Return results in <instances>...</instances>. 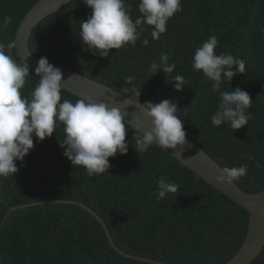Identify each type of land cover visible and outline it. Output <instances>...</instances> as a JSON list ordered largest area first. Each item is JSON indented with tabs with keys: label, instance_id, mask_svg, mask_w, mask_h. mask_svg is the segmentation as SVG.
<instances>
[{
	"label": "trees",
	"instance_id": "trees-1",
	"mask_svg": "<svg viewBox=\"0 0 264 264\" xmlns=\"http://www.w3.org/2000/svg\"><path fill=\"white\" fill-rule=\"evenodd\" d=\"M40 0H0V42L15 43L5 51L18 63L16 36L29 11ZM140 0H125L133 21L140 16ZM91 9L73 0L43 20L34 30L31 50L49 63L75 71L140 103L171 99L178 105L186 136L222 168L247 165V174L236 183L248 193L264 191V0H181V11L168 21L158 40L151 26L136 41L111 50L108 58L82 50L81 21ZM212 35L217 54L246 59L245 74L236 75L222 91L240 88L249 93L252 119L235 132L228 124L213 126L219 93L202 72L194 71L195 50ZM149 40L144 46L142 41ZM161 53L175 63L174 71H150ZM153 75V76H152ZM181 75L183 91L170 83ZM128 77L133 79L129 82ZM39 78L30 71L22 95L30 93ZM62 101L79 97L62 90ZM128 152L109 158L111 167L89 177L81 166L73 167L63 155V128L17 161L19 171L0 177V264H225L241 249L250 214L224 193L204 181L169 152L157 146L135 150L137 130L126 123ZM164 177L178 185L176 194L157 200V183ZM80 202L92 213L69 202ZM20 208V209H19ZM15 209V210H13ZM105 223V224H104ZM116 245L136 256L129 259ZM252 264H264V250Z\"/></svg>",
	"mask_w": 264,
	"mask_h": 264
},
{
	"label": "clouds",
	"instance_id": "clouds-1",
	"mask_svg": "<svg viewBox=\"0 0 264 264\" xmlns=\"http://www.w3.org/2000/svg\"><path fill=\"white\" fill-rule=\"evenodd\" d=\"M82 2L91 9L87 20L81 21L79 38L82 50L101 58H108L113 49L119 50L128 45L135 47L145 30L144 25L151 26V36L158 40L166 32L168 21L181 11V0H140V16L133 21L131 6L126 5L125 0ZM10 23L11 17H5L0 28H6ZM142 44L147 46L149 40L144 39ZM217 45L215 35L203 42L195 50L192 68L202 72L211 81L212 91L219 93L217 110L210 118L213 126L228 124L235 132L252 119L248 110L253 100L248 92L240 88L229 92L222 91L221 86L225 81L230 84L236 75L245 74L246 59L228 53L217 54ZM14 47V42L7 45L0 42V177L14 176L19 171L16 162L23 163L34 148V139L42 142L52 137L59 126L64 133L60 147L73 167H83L89 177L109 172V158L128 152L126 120L121 110L89 96H81L75 103L68 99L62 101L65 82L62 71L50 64L46 57H41L34 69L39 82L31 91L30 98L23 96L21 90L30 70L26 62L18 63L5 51ZM175 68L176 64L169 63L166 53H161L159 62L150 65L153 75L163 71L168 76ZM127 79L130 82L133 78ZM173 80L170 84L177 91H183L188 86L181 75H176ZM140 105L151 123L148 131L137 127L135 150L138 153L147 151L150 146L165 151L185 150L189 146L184 121L177 115V103L164 99L156 104L146 102ZM246 174L247 165L224 167L216 180L219 184L230 185ZM177 192L175 182L164 177L158 180V201Z\"/></svg>",
	"mask_w": 264,
	"mask_h": 264
},
{
	"label": "water",
	"instance_id": "water-1",
	"mask_svg": "<svg viewBox=\"0 0 264 264\" xmlns=\"http://www.w3.org/2000/svg\"><path fill=\"white\" fill-rule=\"evenodd\" d=\"M71 1L73 0H40L29 11L21 23L16 36L17 54L21 62H26L29 65V70L34 74V69L39 61V58L32 53L30 46L34 30L43 20L59 11ZM52 65L62 71L63 79L65 80L63 90L79 98L81 96H89L97 102L107 103L109 107H117L121 110L126 120L125 123L136 130L137 127H140L142 131L149 130L151 121L145 117V110L140 105L142 103L129 97L125 93L116 91L109 86L75 71L54 64ZM138 120L140 121L139 124L137 123ZM186 139L189 146L186 147L185 150L178 148L177 150L170 149L167 152L179 160L183 166L192 170L208 184L212 185L214 188L224 193L228 198L246 209L250 214L247 237L239 252L225 264H252L264 250V191L256 194L248 193L244 191L236 181L230 185L217 183L216 178L221 174L222 167L187 136ZM69 203L84 208L102 221L93 210L83 203L76 201ZM107 233L113 249L118 254L129 259H138L136 256L120 249L108 230ZM141 260L152 264H165L151 259Z\"/></svg>",
	"mask_w": 264,
	"mask_h": 264
},
{
	"label": "bare ground",
	"instance_id": "bare-ground-1",
	"mask_svg": "<svg viewBox=\"0 0 264 264\" xmlns=\"http://www.w3.org/2000/svg\"><path fill=\"white\" fill-rule=\"evenodd\" d=\"M115 90V89H114Z\"/></svg>",
	"mask_w": 264,
	"mask_h": 264
}]
</instances>
